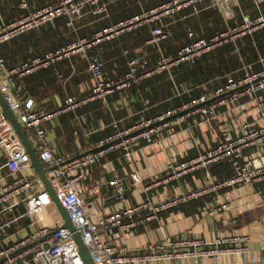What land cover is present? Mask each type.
I'll return each instance as SVG.
<instances>
[{
    "label": "built area",
    "instance_id": "built-area-1",
    "mask_svg": "<svg viewBox=\"0 0 264 264\" xmlns=\"http://www.w3.org/2000/svg\"><path fill=\"white\" fill-rule=\"evenodd\" d=\"M18 2L21 10H29L27 0ZM109 4L106 0H59L57 4L46 5L13 22H2L0 25V47L21 35L54 24L60 18H66L67 27L76 36L68 45L42 57L21 62L15 67H9L0 53V92L10 109L19 116L26 136L37 141L36 154L49 170L47 176L57 198L68 212L95 264L198 261L202 258L216 259L236 254L250 258L251 236L248 234L226 233L212 242L168 238L163 242L150 243L141 251H131L111 241L107 235H127L152 221L158 213L208 193L264 183V58L259 60L263 65L261 70L255 71L253 66L245 65L241 79L231 77L213 94H203L180 107L170 108L157 117L147 118L140 114L139 121L131 128L122 129L120 122L114 120L113 134L99 141L93 153L82 157L65 158L57 152L48 138L46 126L65 114L76 113L94 101L108 106L110 96L118 93L125 96L131 88L148 78L162 73L172 74L185 64L195 65L204 55L216 49L231 46L233 54L242 60L239 42L264 32V0H169L104 29L91 39L80 38L76 22L82 20L88 11L94 15L106 13ZM206 9H213L221 16L224 29L201 38L190 33L192 41L180 48L176 55H168L162 48V44L170 36L165 21L185 11L199 16ZM145 26H152L145 44L157 49L155 66L150 68L147 60L136 57L129 62L128 70L123 76L107 77L99 57L89 56V52L103 42ZM77 55L84 57L88 63L91 89L86 97H67L57 108L46 110L38 108L33 99L26 98L23 93L14 89L16 77H25ZM148 104L146 101V105ZM247 107L257 117L255 124L247 119ZM220 115L225 119L238 118L242 121L236 127L234 135L231 132L224 134L215 147L204 149L195 158L170 163L163 178L157 177L146 183L137 169H133L130 175L131 189L140 188L146 194L161 184L178 181L199 171L207 174L204 187L177 193L171 198L147 197L135 206H128V184L122 178H115L111 185L116 199L124 206L98 219L92 218L82 194L87 192L94 195L99 192L98 188L87 183L96 164L116 151L125 152L131 159L134 148L140 141L151 146L164 133L175 136L178 128L190 120L197 125V117L214 122ZM77 122L81 128L85 119L77 117ZM248 150L252 151L249 156L246 155ZM221 163L232 167L231 177L217 179L211 176L210 170ZM35 174L29 154L13 124L4 117L0 108V264H85L79 255L73 234L60 224L37 227L33 233L15 238L10 234L9 230L17 226L24 217L32 218L33 223L38 226L37 222L43 219L44 209L55 205ZM22 204L25 205L26 212L17 217L14 215L15 208ZM229 209V204L222 203L215 213L219 215Z\"/></svg>",
    "mask_w": 264,
    "mask_h": 264
},
{
    "label": "crops",
    "instance_id": "crops-1",
    "mask_svg": "<svg viewBox=\"0 0 264 264\" xmlns=\"http://www.w3.org/2000/svg\"><path fill=\"white\" fill-rule=\"evenodd\" d=\"M27 1L29 10L26 11L19 8L18 0H0V25L2 22H13L46 5L57 4L59 0ZM120 1L121 0H106V2L110 4L107 12L102 15H94L88 11L82 20L76 22L77 35L80 38L91 39L98 32L129 19V17L123 18L122 15L117 13L116 9ZM209 10L213 9H206L203 13ZM182 14V19L184 21L190 19L195 20L196 17L199 18L202 15L193 16L191 11H185ZM119 17L120 19H118ZM64 19L60 18L56 20L54 24L43 26L8 42L9 45L4 48L8 66L15 67L21 62L28 61L35 57H42L48 52L55 51L71 43L76 36L74 32L67 27L66 18ZM168 21L169 20H166L165 23ZM214 32H216L215 29L207 30L205 27H201L200 30L190 29L187 33L188 41L186 44L192 41V38L189 37L190 33H193L196 38H201L209 37ZM248 38L253 40L254 36ZM248 38L239 42L242 60L233 54L231 46H226L230 48L231 55L240 60L241 68L232 72L234 75L228 73L225 76H216L211 79V85L203 87L205 90H210L206 93L213 94L217 88L226 84L231 77L235 80L241 79V77L244 76L243 67L245 65L253 66L252 63L247 64L243 58L244 53L242 47L244 41ZM106 42L93 48L89 52V56L100 57L107 77L113 78L123 76L128 70L127 65H123V67L119 68V71H117L118 73L115 72V70H111V59L107 56L108 52L103 48ZM133 42L134 41L128 44L129 48L132 47ZM6 44L4 45L6 46ZM186 44L178 47L176 53ZM253 44L255 46L254 41ZM148 48L149 46L144 42L141 47L134 48V52L140 53L139 55H142L141 57H148L151 66L153 65L152 67H154L156 64V56L154 59L150 58L147 55ZM154 49L157 54V49ZM163 50L167 53L166 49L163 48ZM176 53L174 55H176ZM168 55L171 54L169 53ZM257 58L258 60L256 63L261 64L259 60L264 57L258 54ZM87 68L88 63L84 57L80 55L73 56L25 77H16L14 89L16 88L21 93H23V90V95H25L26 98L33 99L38 108L53 110L63 104L67 97H76V94H73L74 92H76L78 96H82L76 98H83L90 94L91 77ZM241 73H243V75L239 77L238 74ZM157 76L166 77L165 79L168 78L171 82V86L161 81L160 88L158 89V86L157 90H153L154 94L151 98L138 93V90H133L132 94L128 92L125 96H119L117 94L110 96L108 98V106H105L100 101L91 102L87 106L79 109L76 113H72L76 122L77 117H83L85 119L83 127H78L75 131H73L72 128L73 122H71L70 118L68 119L65 117L66 114L48 124L46 126L47 134L52 146L65 158L68 157L73 159L82 157L94 151L96 149V144L107 137H101L99 138L100 140L98 139L97 141L90 140V137L108 127L107 121H109L110 118H112V121H109L111 123L110 126L114 121V117L120 122L122 129H127L137 124L140 114L147 118H154L170 108L180 107L186 103L179 106L164 108L160 112L152 113V115H150V112L149 117L145 115V113H148L152 108L160 107L161 104L172 101L175 97H180L183 94H189L192 91V88L189 87L190 85L187 86L183 84L180 86L176 83L174 72L172 74L162 73ZM143 82L135 87L141 86ZM196 87L199 88L198 86ZM146 101L149 102L148 105H146ZM97 102H99V107L96 106V104H98ZM246 112L248 121L255 124L257 117L255 118L254 113L249 107H247ZM15 115L19 121V116L17 114ZM89 117L91 121L88 120ZM129 119H134L133 125H127V120ZM195 121L198 123L197 125H194V121L190 120L178 128L175 136H169V134L164 133L156 140L154 145L147 146L145 142L140 141L134 148L133 158L131 159L127 157L125 152L118 151L109 154L96 164L88 176L87 183L92 187L98 188L99 192L94 195L87 192L82 194L86 202L87 210L92 218L98 219L100 216L114 212L124 206L123 203L116 199L114 188L111 185L115 178H122L128 184L129 191L126 193V204L128 206H135L145 201L147 197L155 198L160 196L171 198L177 193L191 192L204 187L207 181V174L203 171H199L189 174L178 181H173L169 184H161L147 194L140 188L131 189L132 182L130 175L133 169H137L141 172L146 183H150L157 177L163 178L170 163L174 161L179 163L184 162L191 158H195L204 149L215 147L216 144L222 140L224 134L226 135L228 132H231V134L234 135L236 127L242 122L238 118L225 119L222 118L221 115L214 122H207L205 118L202 117L195 118ZM190 126L193 128H189ZM28 140L38 154L37 141L30 137H28ZM160 153L163 154L161 158L157 156ZM251 154V150L246 152L248 156ZM216 171L210 170L213 178L227 179L233 175L232 167L230 169V176L225 175L224 171H221V169H217ZM35 173L38 181H41L36 171ZM42 184L40 183L41 186H44V184ZM246 191L248 194H245ZM222 203L229 204L230 209L218 215L215 213V210ZM182 206L185 208H181ZM25 212L26 207L22 204L15 208L14 215L18 217L24 215ZM47 219H49L48 222ZM37 223L38 226L33 223L32 218L24 217L20 220L19 224L10 229L9 232L12 234V237L15 238L24 234H31L37 227L56 226L58 224L63 226L64 220L57 207L53 205L44 209L43 219ZM226 233L250 235L251 257L245 258L240 254H236L226 255L216 259L202 258L198 261H154L144 264H264V183L208 193L200 198L181 204L178 207L158 213L152 221L147 222L136 231H132L127 235L121 236L115 234L114 236H107L111 238V241L131 251H141L150 243L163 242L168 238L199 239L212 242L217 237Z\"/></svg>",
    "mask_w": 264,
    "mask_h": 264
},
{
    "label": "trees",
    "instance_id": "trees-1",
    "mask_svg": "<svg viewBox=\"0 0 264 264\" xmlns=\"http://www.w3.org/2000/svg\"><path fill=\"white\" fill-rule=\"evenodd\" d=\"M168 1L169 0H121L120 2H118L119 6L116 9V11L119 15H122L123 18L124 17L131 18L142 12L151 10ZM182 16L183 14L181 13L175 16L173 19H171V21L169 20L168 22H166L168 24L167 30L170 33V36L168 40L162 44V47L166 49L168 54L170 53L171 55H174L176 53V49L178 47L186 44V42L188 41L187 33L188 30L190 29L200 30L201 27H205L207 28V30L215 29L216 31L224 29L223 20L215 10L206 11L202 13V15L199 18L196 17L197 19L195 18V20L190 19L184 21L182 19ZM118 19H120V17ZM151 28L152 26L142 27L140 29L133 31L132 33L123 34L115 39L109 40L106 42V44L103 45L104 50L108 52L107 56L111 59V63H112L111 70L113 71L115 70V72H117L119 71V68L123 67V65H127L128 68L129 62L132 59L142 56L139 55L140 53L138 52L135 53L134 48L141 47L143 43L146 41V39L150 37ZM132 41H134L132 47L129 48L128 44ZM253 41L255 43V46L253 44ZM175 43H177L178 46ZM8 45L9 43L6 44V46L2 45L0 47V53L4 58H5L4 48L7 47ZM242 50L244 53L243 58L245 62L247 64L252 63V65L254 66L253 70L255 71L261 70L263 68V65L258 64L256 62L258 60L257 58L258 54L259 56L262 55L264 57V32L257 33L254 36L253 40L250 38L246 39L244 41ZM147 53H148L147 55L153 59L155 56H157L156 50L152 47L148 48ZM141 58L146 59L149 63V67L153 68L152 67L153 65L151 66V62L149 61L148 57L145 58V56H143ZM240 68H241L240 60L235 56L231 55V50L229 47L219 48L209 54L204 55L202 59L197 61L195 66L187 65V64L182 65L180 68L174 71L175 81L180 86L183 84L187 86L190 85L189 87L192 88V91L189 94H183L180 97H175L174 99H172V101L165 102L166 104L165 103L161 104L160 107L152 108V110H150L148 113H145V115L149 117L150 115H152V113H157L158 111L160 112L164 108L179 106L185 102L187 103L201 96L202 94L209 92L210 90H205L203 87L204 86L208 87V85L210 86L211 85L210 81L214 77L225 76L228 73L233 74L232 72H234L237 69L239 70ZM242 75L243 73L238 74L239 77H241ZM165 78L166 77L163 76H157L154 78L147 79L143 82L141 86L133 87L130 89L129 92L130 94H132L133 90L134 91L138 90V93L144 94L145 96L151 98L152 95L154 94L153 90H157L158 86H159L158 89L160 88L161 81H164L168 86H171L170 80L168 78L167 79ZM196 86H198L199 88H197ZM22 92L24 93L23 90ZM117 95L122 96L124 94L118 93ZM97 103L98 104H96V106L99 107L100 106L99 102ZM65 117H67L68 119L70 118L71 122H73L72 123L73 131L78 129L79 125L75 121L74 115H72V113L66 114ZM113 119L118 121L114 117ZM88 120L91 121L90 117L88 118ZM110 120L112 121V118H110L109 121ZM133 120L134 119L127 120L128 121L127 125H131L133 123ZM109 121H107L108 127L103 131L90 137V140L97 141L101 137L104 138L106 136L107 137L111 136L114 132V128L112 127V125L110 126L111 123ZM119 126L121 127L122 125L119 124ZM217 169H221V171H224L225 175L227 176L231 175L230 172L231 167L229 166V164L226 163L218 164L212 168V171L214 170L215 172ZM181 208H185V207L182 206Z\"/></svg>",
    "mask_w": 264,
    "mask_h": 264
},
{
    "label": "water",
    "instance_id": "water-1",
    "mask_svg": "<svg viewBox=\"0 0 264 264\" xmlns=\"http://www.w3.org/2000/svg\"><path fill=\"white\" fill-rule=\"evenodd\" d=\"M0 107L2 109L4 117L6 119H8L13 124L17 135L19 136L21 142L23 143L27 153L29 154V156L31 158V162H32V165H33L35 171L37 172L39 178L43 182L46 191H48L49 194L51 195V198H52L55 206L57 207L59 213L61 214V216L64 220V224L62 227L69 229L71 231V233L73 234V239H74V241H75V243L79 249V255L81 256L84 263L85 264H95L91 254H90V251L88 250V248L84 244V242L81 238V235L76 231V229H75V227H74V225L70 219L68 212L65 210V208L63 207V205L61 204V202L57 198V196H56V194H55V192H54V190H53V188L49 182V179L47 176L49 170L43 166V164L40 161L39 157L37 156L35 150L31 146V144L28 140V137L26 136V134H25L21 124L19 123L15 113L10 109V107L8 106V104L5 101L1 92H0ZM90 153H93V151H91L85 155H88Z\"/></svg>",
    "mask_w": 264,
    "mask_h": 264
},
{
    "label": "rangeland",
    "instance_id": "rangeland-1",
    "mask_svg": "<svg viewBox=\"0 0 264 264\" xmlns=\"http://www.w3.org/2000/svg\"><path fill=\"white\" fill-rule=\"evenodd\" d=\"M175 44L177 45V43H175ZM177 46H178V45H177ZM73 94H74V95L76 94V95H75L76 97H82V96H78V94H77L76 92H74ZM159 150H160V149H159ZM159 150H158V151H159ZM157 156H158L159 158H161V157H163V154L160 153V154L157 155ZM245 194H248V192L246 191ZM48 221H49V219H47V222H48Z\"/></svg>",
    "mask_w": 264,
    "mask_h": 264
}]
</instances>
